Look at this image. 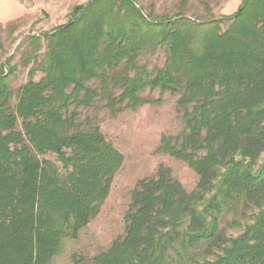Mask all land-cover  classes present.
<instances>
[{
	"label": "trees",
	"instance_id": "16d2710c",
	"mask_svg": "<svg viewBox=\"0 0 264 264\" xmlns=\"http://www.w3.org/2000/svg\"><path fill=\"white\" fill-rule=\"evenodd\" d=\"M42 38L46 54L14 106V69L0 67V264H49L98 214L122 156L97 126L80 129L77 110L134 111L153 103L146 89L179 96L182 130L162 135L158 152L198 181L187 192L163 165L139 180L123 235L91 264H264V0L204 20L88 0ZM158 49L162 67L139 64ZM249 213L227 236L226 215Z\"/></svg>",
	"mask_w": 264,
	"mask_h": 264
},
{
	"label": "rangeland",
	"instance_id": "374dc122",
	"mask_svg": "<svg viewBox=\"0 0 264 264\" xmlns=\"http://www.w3.org/2000/svg\"><path fill=\"white\" fill-rule=\"evenodd\" d=\"M5 1L0 0V67L8 60L14 69L8 82L13 93L11 105L14 106L16 91L28 81L30 70L35 69L46 54V40L42 35L67 23L73 9L88 0ZM135 1L146 15L157 17L180 13L196 20L231 16L240 4V0H187L184 6L180 5V0ZM164 61L165 53L158 49L142 56L139 64L152 70L162 67ZM41 76L40 72H35L33 79L37 81ZM90 86L98 87V82L92 81ZM140 97L153 103L116 115L110 114L98 101L90 108L77 110V122L82 124L80 129L97 126L106 141L122 156V164L110 181L98 214L76 239L62 240L59 252L49 264H91L95 255L105 252L124 233V216L136 183L153 177L160 165L168 167L187 192L195 189L197 175L184 162L158 152L162 135L176 136L182 130L181 114L176 104L179 96L146 89ZM50 159L54 160L53 157ZM263 160L264 154L259 163ZM249 217L250 213L245 218L226 215L221 226L225 227L227 236L235 237L249 223ZM234 219L239 221L240 227L231 226ZM196 259L197 262L203 260L198 256Z\"/></svg>",
	"mask_w": 264,
	"mask_h": 264
},
{
	"label": "crops",
	"instance_id": "0c3cea01",
	"mask_svg": "<svg viewBox=\"0 0 264 264\" xmlns=\"http://www.w3.org/2000/svg\"><path fill=\"white\" fill-rule=\"evenodd\" d=\"M3 2L5 1V0H2ZM6 2V1H5Z\"/></svg>",
	"mask_w": 264,
	"mask_h": 264
}]
</instances>
